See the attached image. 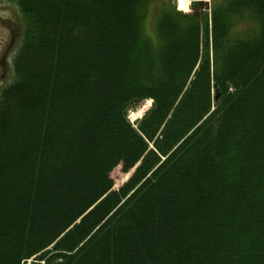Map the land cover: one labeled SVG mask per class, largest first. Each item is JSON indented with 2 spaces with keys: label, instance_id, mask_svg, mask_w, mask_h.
<instances>
[{
  "label": "trees",
  "instance_id": "trees-1",
  "mask_svg": "<svg viewBox=\"0 0 264 264\" xmlns=\"http://www.w3.org/2000/svg\"><path fill=\"white\" fill-rule=\"evenodd\" d=\"M147 3L16 1L0 264H264V0Z\"/></svg>",
  "mask_w": 264,
  "mask_h": 264
},
{
  "label": "rangeland",
  "instance_id": "rangeland-1",
  "mask_svg": "<svg viewBox=\"0 0 264 264\" xmlns=\"http://www.w3.org/2000/svg\"><path fill=\"white\" fill-rule=\"evenodd\" d=\"M17 0H0V89L6 86L14 79L12 71V58L16 46L19 43L21 34L20 13L16 4ZM207 1L205 4H198L197 11L200 13L209 10L212 0ZM185 6L179 8L177 0H148L146 5L147 18L145 20V28L151 34L153 26L161 14L163 9L169 10L175 8L176 11L181 13H192L196 11L193 5L196 2L192 0H184ZM2 82V83H1ZM151 105L150 100H144L136 105L134 109L128 111L127 117L132 124H136L142 115L149 109ZM146 107V108H145ZM141 110H144L142 113ZM128 175L123 173L119 166L111 172V178L114 182V187H119L126 181Z\"/></svg>",
  "mask_w": 264,
  "mask_h": 264
},
{
  "label": "bare ground",
  "instance_id": "bare-ground-1",
  "mask_svg": "<svg viewBox=\"0 0 264 264\" xmlns=\"http://www.w3.org/2000/svg\"><path fill=\"white\" fill-rule=\"evenodd\" d=\"M179 2V8H183L185 6L184 0H177ZM146 108V107H145ZM144 110H141L140 112L142 113ZM127 177V176H126Z\"/></svg>",
  "mask_w": 264,
  "mask_h": 264
},
{
  "label": "flooded vegetation",
  "instance_id": "flooded-vegetation-1",
  "mask_svg": "<svg viewBox=\"0 0 264 264\" xmlns=\"http://www.w3.org/2000/svg\"><path fill=\"white\" fill-rule=\"evenodd\" d=\"M192 1H193V2H196V4L193 5V7L196 6V5H198L199 3H200V4H202V3H203V4L207 3V1H204V0H192ZM1 83H2V82H1Z\"/></svg>",
  "mask_w": 264,
  "mask_h": 264
}]
</instances>
